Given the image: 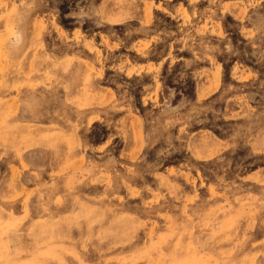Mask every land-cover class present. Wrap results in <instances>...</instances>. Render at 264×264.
Returning <instances> with one entry per match:
<instances>
[{
    "label": "clouds",
    "instance_id": "1",
    "mask_svg": "<svg viewBox=\"0 0 264 264\" xmlns=\"http://www.w3.org/2000/svg\"><path fill=\"white\" fill-rule=\"evenodd\" d=\"M0 264H264V0H0Z\"/></svg>",
    "mask_w": 264,
    "mask_h": 264
}]
</instances>
